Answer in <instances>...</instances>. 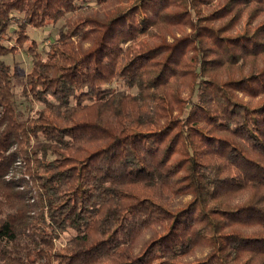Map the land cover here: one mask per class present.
Instances as JSON below:
<instances>
[{
    "label": "trees",
    "instance_id": "trees-1",
    "mask_svg": "<svg viewBox=\"0 0 264 264\" xmlns=\"http://www.w3.org/2000/svg\"><path fill=\"white\" fill-rule=\"evenodd\" d=\"M36 263L264 264V0H0V264Z\"/></svg>",
    "mask_w": 264,
    "mask_h": 264
},
{
    "label": "rangeland",
    "instance_id": "rangeland-1",
    "mask_svg": "<svg viewBox=\"0 0 264 264\" xmlns=\"http://www.w3.org/2000/svg\"><path fill=\"white\" fill-rule=\"evenodd\" d=\"M88 3L90 7H93L95 4L93 1H88ZM62 24H63V20L59 21L55 25H48L40 29L33 28L28 30L29 37L35 42L37 47V52L40 55L42 56L44 55L45 50L48 49L49 43L56 38L58 29L61 27ZM26 48L27 46L24 45L16 53H10L8 55L1 56V59H3L5 63L9 64L11 68H15L17 71L21 73L29 72L32 65V56L28 53V51H26ZM22 84H23V78L21 76L16 77V79L14 80V91L16 93V102L18 104L19 109L25 114L33 113L36 109L40 108L41 105L39 103L25 100L19 95ZM133 91L134 89L132 90V92ZM34 141L35 142L39 141V139ZM17 164L18 163H16L14 167H17L18 166ZM70 236H71V232L65 233L58 241H56L57 247L62 246L65 243V240H67ZM39 263L41 262L39 261Z\"/></svg>",
    "mask_w": 264,
    "mask_h": 264
}]
</instances>
